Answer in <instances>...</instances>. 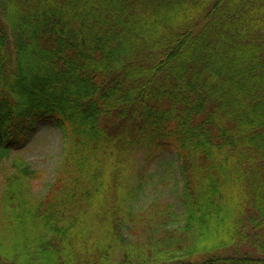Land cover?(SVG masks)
Segmentation results:
<instances>
[{"label":"trees","instance_id":"16d2710c","mask_svg":"<svg viewBox=\"0 0 264 264\" xmlns=\"http://www.w3.org/2000/svg\"><path fill=\"white\" fill-rule=\"evenodd\" d=\"M41 123L63 159L37 198L14 160L0 264H264V0H0V154ZM143 145L175 153L184 218L134 210Z\"/></svg>","mask_w":264,"mask_h":264},{"label":"rangeland","instance_id":"374dc122","mask_svg":"<svg viewBox=\"0 0 264 264\" xmlns=\"http://www.w3.org/2000/svg\"><path fill=\"white\" fill-rule=\"evenodd\" d=\"M64 145L61 130L52 124L41 123L24 148L0 154V190L4 177L14 172V160L21 158L41 172V176L35 178L31 184L34 196L37 198L45 194L63 159ZM127 161L130 163L129 170L133 172L134 179L137 180L138 172H141L146 183L145 192L139 191L134 210H145L156 200L171 203L178 216L184 218L181 173L175 153L171 149L143 145L130 151L125 158V162Z\"/></svg>","mask_w":264,"mask_h":264}]
</instances>
